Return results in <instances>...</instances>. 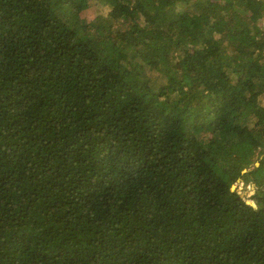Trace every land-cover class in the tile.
I'll return each instance as SVG.
<instances>
[{
	"label": "trees",
	"instance_id": "trees-1",
	"mask_svg": "<svg viewBox=\"0 0 264 264\" xmlns=\"http://www.w3.org/2000/svg\"><path fill=\"white\" fill-rule=\"evenodd\" d=\"M0 264H264V0H0Z\"/></svg>",
	"mask_w": 264,
	"mask_h": 264
},
{
	"label": "rangeland",
	"instance_id": "rangeland-1",
	"mask_svg": "<svg viewBox=\"0 0 264 264\" xmlns=\"http://www.w3.org/2000/svg\"><path fill=\"white\" fill-rule=\"evenodd\" d=\"M232 190H236L240 197L247 201L246 203L254 205L253 202L248 199V197L254 192L253 186H251L249 183H245L243 182V180H240L239 182L233 185Z\"/></svg>",
	"mask_w": 264,
	"mask_h": 264
},
{
	"label": "clouds",
	"instance_id": "clouds-1",
	"mask_svg": "<svg viewBox=\"0 0 264 264\" xmlns=\"http://www.w3.org/2000/svg\"><path fill=\"white\" fill-rule=\"evenodd\" d=\"M232 189V188H231Z\"/></svg>",
	"mask_w": 264,
	"mask_h": 264
},
{
	"label": "water",
	"instance_id": "water-1",
	"mask_svg": "<svg viewBox=\"0 0 264 264\" xmlns=\"http://www.w3.org/2000/svg\"><path fill=\"white\" fill-rule=\"evenodd\" d=\"M248 204V203H247Z\"/></svg>",
	"mask_w": 264,
	"mask_h": 264
}]
</instances>
